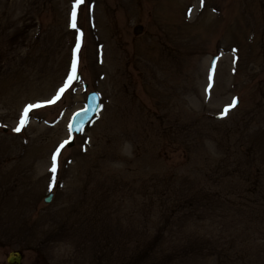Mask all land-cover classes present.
Listing matches in <instances>:
<instances>
[{
  "label": "rangeland",
  "instance_id": "obj_1",
  "mask_svg": "<svg viewBox=\"0 0 264 264\" xmlns=\"http://www.w3.org/2000/svg\"><path fill=\"white\" fill-rule=\"evenodd\" d=\"M11 250L264 264V0H0V264Z\"/></svg>",
  "mask_w": 264,
  "mask_h": 264
},
{
  "label": "water",
  "instance_id": "obj_2",
  "mask_svg": "<svg viewBox=\"0 0 264 264\" xmlns=\"http://www.w3.org/2000/svg\"><path fill=\"white\" fill-rule=\"evenodd\" d=\"M141 25H136L134 27V32L138 33L141 31ZM98 109V97L96 93L90 92L87 97V105L84 109L76 112L71 121V130L75 132H79L84 124L92 117L94 112ZM71 144V143H70ZM52 194H48L45 198V202H49L51 200ZM22 255L19 251H11L7 256V262L9 264H21Z\"/></svg>",
  "mask_w": 264,
  "mask_h": 264
},
{
  "label": "snow or ice",
  "instance_id": "obj_3",
  "mask_svg": "<svg viewBox=\"0 0 264 264\" xmlns=\"http://www.w3.org/2000/svg\"><path fill=\"white\" fill-rule=\"evenodd\" d=\"M83 2V0H76V5H79ZM76 13L75 11H73L72 13V23L71 26L73 28H76ZM77 47H79V45H77ZM77 77V73H76V61L73 60L72 62V67H71V72L67 74V80L63 83V86L60 87L56 93V95L46 101L47 104H52L55 103L56 101H58L59 99H61V96L63 93H65V90L69 88V86L71 85V83L76 79ZM234 103V102H233ZM42 106L41 103H36V104H30L27 105L26 108L24 109V115L27 116L28 112L30 109H35V108H40ZM227 108H225V113L227 112ZM25 123V121L22 119L21 120V126H23V124ZM15 131H20V127H17L16 129H14ZM70 141L69 140H65L63 143H61L59 145V147L56 150V153L58 154L61 148H64L65 145L69 144ZM57 154H53L52 156V167H51V171L55 172L56 171V159H57Z\"/></svg>",
  "mask_w": 264,
  "mask_h": 264
}]
</instances>
